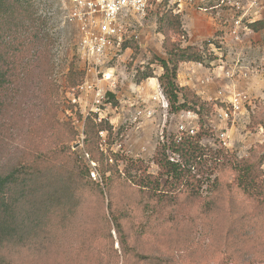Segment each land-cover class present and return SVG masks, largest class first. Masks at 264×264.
I'll use <instances>...</instances> for the list:
<instances>
[{
  "label": "rangeland",
  "instance_id": "374dc122",
  "mask_svg": "<svg viewBox=\"0 0 264 264\" xmlns=\"http://www.w3.org/2000/svg\"><path fill=\"white\" fill-rule=\"evenodd\" d=\"M23 1L26 6L21 17L31 25L32 35L41 39L37 45L27 43V60L31 69L37 65L39 69L22 79L21 86L28 89L22 106L25 112L6 117L0 128V174L38 155L53 153L56 160L42 166L43 173H49L43 177L41 185L46 189L40 194L56 189L61 193V185L53 180L60 182L68 174L77 177L80 173L74 171L75 164L84 165L97 186L85 188L76 210L70 211L72 204L68 203L55 214L52 208L43 211L48 213L42 225L45 238L16 250L1 247L0 264H144L132 257L133 252L167 257L177 264H264L261 229L240 228L227 247H223L226 227L222 218L204 223L208 231L214 229L218 234L201 237L191 231V226L198 224L197 209L233 182V174L226 168L228 161L247 160L254 152L257 156L264 152V30L253 32L246 27L264 22V0L153 2L145 16H123L121 39L96 70L82 53L81 34L69 21L70 0ZM176 10L180 15H174ZM211 17L216 19V27H208L202 41L192 40L190 22L209 25ZM165 39L182 48L193 46L203 58L202 64L178 65L177 86L187 90L192 102L199 103L191 110L171 111L158 82L163 70L154 58H167ZM9 51L0 41L4 63ZM37 52L39 56L33 59ZM148 69L153 78L136 82V75ZM81 71L90 85L113 96L110 105L100 108L101 128L107 131L97 136L88 130V141L83 123L90 116L94 90L80 96L76 105L71 103L73 93L69 90L81 81ZM103 74L110 80L103 81ZM22 80L18 76L15 82ZM158 91L165 106L154 101ZM12 95L7 94V100ZM234 96L241 100L240 111L224 122L215 109H225ZM179 98L182 103L181 95ZM181 126L200 135L198 145L205 155L190 169L185 183L188 188L169 186L158 199L150 198L138 180L143 173L157 178L156 152L175 137L187 136L179 130ZM169 160L176 162L177 157ZM261 170L264 183V164ZM193 192L199 198L193 197ZM224 195L217 196L220 204L226 205L229 202Z\"/></svg>",
  "mask_w": 264,
  "mask_h": 264
},
{
  "label": "trees",
  "instance_id": "16d2710c",
  "mask_svg": "<svg viewBox=\"0 0 264 264\" xmlns=\"http://www.w3.org/2000/svg\"><path fill=\"white\" fill-rule=\"evenodd\" d=\"M23 5L26 6V2L23 0H0V41L11 49L7 54L8 62L4 63L0 60V128H3L6 117L21 115L25 112V108L22 106L23 101H26L28 89L26 90L25 86H21L22 79L24 76H32L39 69V65L31 69V61L27 60V43L31 42V44L37 45L41 43V39L38 38V34L33 36L32 34L35 32L32 31L31 25L23 21L21 17ZM174 15L178 16L180 12L176 10ZM246 27L253 32L263 31L264 22H253ZM163 49L167 58L162 60L155 57L154 59L163 70L162 75L158 77V82L169 102L170 109L173 112L191 110L193 106H197L199 103L196 100L192 102L187 90L177 86L178 65L186 62L202 64L203 58L198 49L193 46L182 48L178 44H169L166 39L163 43ZM38 56L37 52L33 59ZM79 75L81 81L69 89L75 95L78 94L76 88L84 81L85 72L81 71ZM18 76L19 80L22 81L16 84L15 81ZM151 78L153 75L148 69L146 72L136 75V82L139 83ZM30 80L33 78L31 77ZM11 92L14 95L7 100V94ZM180 95L182 103H180ZM106 97L108 101L112 102V94L108 93ZM189 104L192 106H188ZM94 117L90 114L84 119L86 141L90 139V131L91 133L94 131L97 136L99 132L107 131L101 128L102 122L96 124L97 122L93 120ZM261 123L263 124L264 121L261 120ZM88 130L90 131L88 132ZM199 137L200 135L182 136L179 141L173 139L167 146L158 150L155 156V162L159 167L157 178L146 176L143 173L142 178L141 175L139 176L138 186L147 189L150 198L155 197L156 199L160 197L159 195H164V189L169 186L188 188L185 183L190 175V169L205 155L198 145ZM62 152L63 149L59 150L57 154ZM53 155L55 154L38 155L26 164H16L8 172L0 174V248L10 246L11 250H16L32 241L45 238L46 234H44L42 225L48 213L44 212H50L52 208V214H55V211L59 212L62 206L64 204L66 206L68 203L72 204L70 211L76 210V201L83 196L86 191L85 188L91 186L96 188L97 185L88 178L87 168L84 165L75 164L74 171L79 170L81 175L77 174V177L73 178V174H68L61 178L60 182L57 179L53 180L54 184L61 185V193L59 189H56L46 194H40V191L46 189V186L41 185L43 177L49 173H43L42 166L48 161L56 160L57 155ZM170 156L177 157V161L171 162ZM251 156L247 160L227 162L226 168L230 171L229 174H233V182L229 186H224L223 191L215 192L209 196L205 206L197 209L195 219L198 224L191 226V231L195 230L196 235L207 237L218 234L219 232L215 231L214 233L212 228L213 233L208 231L204 223L210 219L216 221L220 218L224 219L226 227L225 232L224 229L222 231L223 237L225 236L223 247L230 244L231 237L239 233L240 228L248 227L256 232L258 229L264 231V183L261 180L264 152L260 156L254 152ZM118 161L119 159L115 156V163ZM125 172L126 170H124V176ZM161 180H164L163 185L160 184ZM70 185L71 188L65 191V188ZM222 194L228 198L229 203L226 205L219 202L221 197L217 195ZM191 195L199 198L197 193L193 192ZM118 211L119 214L124 213V210ZM117 229V232L121 233L119 227ZM132 257L144 264H177L167 257L157 258L134 252Z\"/></svg>",
  "mask_w": 264,
  "mask_h": 264
},
{
  "label": "built area",
  "instance_id": "2783aa9c",
  "mask_svg": "<svg viewBox=\"0 0 264 264\" xmlns=\"http://www.w3.org/2000/svg\"><path fill=\"white\" fill-rule=\"evenodd\" d=\"M157 1L159 0H70L72 9L68 15L69 21L77 27L79 34H81L79 45L81 50H83V55L87 60H91L94 70L104 65L107 53L113 47L115 41L121 39V19L123 16H127V14L145 16L152 3ZM89 67L91 68L90 64ZM101 79L109 81L110 77L103 74ZM92 90H94V95L89 114L95 116L94 121L100 123L103 120L100 116V108L110 105L106 93L100 88H94L93 85L84 80L76 88L78 94L75 95L72 92L71 103L75 105L80 103V96ZM154 101L161 103V105H166L161 91L157 92ZM240 108L241 100L239 97L234 96L232 99L229 98L225 109L216 108L215 111H217L221 120L228 122L239 113ZM96 115L99 118H96ZM139 115H141V112H139ZM179 130L184 131L187 136H194L196 133L194 129L187 131L183 126ZM180 138L181 136L175 137L178 141ZM221 139L225 141V135H221ZM91 177L95 179L93 173Z\"/></svg>",
  "mask_w": 264,
  "mask_h": 264
},
{
  "label": "crops",
  "instance_id": "0c3cea01",
  "mask_svg": "<svg viewBox=\"0 0 264 264\" xmlns=\"http://www.w3.org/2000/svg\"><path fill=\"white\" fill-rule=\"evenodd\" d=\"M210 19V23L209 25L207 24H204L203 22H200V23H196V22H190L191 24V36H189L192 40H196V39H199L200 41L203 40L204 38V35L208 32V27H216V19H214L213 17L209 18Z\"/></svg>",
  "mask_w": 264,
  "mask_h": 264
}]
</instances>
